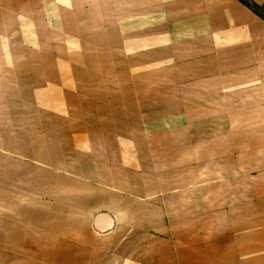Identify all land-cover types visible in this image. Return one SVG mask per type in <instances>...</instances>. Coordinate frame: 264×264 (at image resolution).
Masks as SVG:
<instances>
[{
    "label": "crops",
    "instance_id": "obj_1",
    "mask_svg": "<svg viewBox=\"0 0 264 264\" xmlns=\"http://www.w3.org/2000/svg\"><path fill=\"white\" fill-rule=\"evenodd\" d=\"M252 1L264 5V0ZM25 12L38 27L40 14H47L49 28L54 23V30L59 25L76 29L65 35L63 44L77 45L80 52H32L25 58L18 52V46L23 48L18 32ZM109 44L113 62H131L129 77H159L161 90L175 94V100H145L149 86L121 84L120 64L105 71L102 53ZM89 45L96 46L95 53L87 51ZM9 46L15 51L9 52ZM61 55L71 57L72 68L64 67L61 60L71 62ZM88 60L95 61V68ZM88 75L94 83L81 79ZM23 92L31 94L30 99H10V93ZM12 102L22 113L9 132L12 125L1 116ZM173 119L209 126L204 143L209 166L215 167L217 157L223 158L221 163L231 154L236 135L244 142L261 140L264 21L238 0H0V142L8 134L49 141L46 153L38 146L28 154L18 150L15 155L21 160L16 165L0 164V173L12 177L0 179V253L34 257L45 245L47 252L87 253L80 258L87 264H102L101 259L95 261L98 253L113 247L116 264H212L203 260L206 251L253 252L261 257L262 223L250 233L224 229L222 239L233 238L239 244L219 251L211 244L202 249L199 232L193 229L188 246L181 240L156 251L136 248L139 238H150L152 220L169 221L167 204L174 201L176 221L184 219V204L193 206L191 213L187 211L191 220L200 214L194 185L188 188L190 201L181 183L172 185L170 196L175 198L161 197L160 206L146 200L151 195H143L147 172L168 170L169 156L175 157L171 163L177 171L185 157L200 156L194 139L192 144L182 143L192 138L189 132H153L149 127ZM236 126L239 134L233 130ZM76 134L87 141L77 151L79 159L65 143ZM195 163L191 161V169ZM228 200L219 213L230 225ZM240 202L239 219H244L242 207L248 198ZM167 225L158 227L160 234L168 231ZM41 235L47 238L44 244Z\"/></svg>",
    "mask_w": 264,
    "mask_h": 264
},
{
    "label": "rangeland",
    "instance_id": "obj_2",
    "mask_svg": "<svg viewBox=\"0 0 264 264\" xmlns=\"http://www.w3.org/2000/svg\"><path fill=\"white\" fill-rule=\"evenodd\" d=\"M245 4L250 6L261 19L264 21V5L259 6L256 5L252 0H242ZM251 10V9H250ZM252 11V10H251ZM22 28L21 33L20 30L18 32V40L23 42V48L18 46V52H23L25 58L30 55L32 52L40 53L42 55L48 53H79V46L70 45L69 43L63 44L65 35H72L77 30L71 27L64 28L63 26H58L55 30L53 27L49 28L48 23L44 20V16L47 17V14H40V22L39 27L36 26L35 23L31 21V14H27L26 12L22 15ZM65 31V32H64ZM8 33V30L6 31ZM10 36H14L15 32L9 31ZM70 40V37H68ZM62 41V42H60ZM95 45L88 46L89 53H95ZM105 50H103V65L105 71H111V64L116 65L120 64L121 72L119 82L121 84H132L137 85L143 88L145 85L149 86V91H147L144 95L145 100H157V101H168L175 100V94L167 93L166 91H162L160 87L161 78L159 77H143V76H135L129 77L127 73L129 72V68L131 66V62L127 60L114 61L112 58L111 45L104 46ZM110 49V50H109ZM15 48L12 50L9 46V52H14ZM101 54V55H102ZM41 55V56H42ZM65 56V55H61ZM68 58L66 63H70L71 65L65 64L64 60H61L64 64L65 68H72L73 61H71V57L65 56ZM70 60V61H69ZM61 62V63H62ZM43 63V61H41ZM84 64L85 62H81ZM88 66H94L95 61L88 60ZM26 71V70H25ZM72 79V78H70ZM81 79L87 80V84L94 83V78L91 76L82 77ZM10 99L17 100L16 95L23 96V100H28L31 97V94L23 92L19 93H10ZM9 107L3 110L2 120L7 123V125L12 122H16L18 120V116L22 113L21 109L16 107V104L13 102L10 103ZM174 110V109H173ZM168 110V111H173ZM176 113V110H174ZM31 119H29L30 121ZM175 120V121H174ZM179 120L173 119L170 124L160 125V126H149L151 131L153 132H179L180 134L186 132L191 134V139L182 142L185 145H189L194 143L195 146H200V156L191 158L185 157L182 170H176L177 166L172 164L171 162L175 160V157H168V170L166 171H150L149 174L147 172L146 175V183L147 187L143 193V195H151L146 200L152 201L153 204L160 206L159 201L163 196H169L168 199L174 196H170L176 183H181L184 185L183 195L186 199L192 200L187 192L191 191L188 189L191 186H195V192L199 194V200L196 205L198 209L199 217L197 216L196 220H191L190 215H187V211L191 213L193 206L184 204V219L176 221V210L174 205V201L167 204L166 214L169 218L168 222H164L161 219L159 221L152 220V230L150 238L146 235L145 238H139L140 242L136 243L137 249H150L153 251L159 250L161 247L168 245H173L174 242L179 245L181 240H184V246H188L191 238L188 237V232L193 230H198L200 235L199 244L203 246L202 249L207 248L208 244H211V249L214 246L217 248V251L223 250V248L228 245H232L234 248L235 245H238L239 242L235 241V239H231V241L223 240L220 235H223L221 232L225 229L226 233H229L231 230L233 232H254L258 231L259 225L261 223L264 226V124L258 127L259 138L261 140L258 141H249L244 142L240 141L239 135L232 140L231 142V154L225 158L224 161L220 163L223 158H216V165L209 166L207 156L205 155V149L207 146L204 144L207 142L206 136L209 133V126L204 123L200 124H181L176 122ZM12 125V124H11ZM29 128H31V124L29 123ZM4 126L2 125L0 129ZM214 126H210L213 128ZM216 128L218 126H215ZM234 127V126H233ZM238 131H237V130ZM9 132H13L12 128L9 126ZM239 134L240 128L236 126L233 128ZM84 136V135H83ZM83 136L80 134H76L72 137L71 140H67L66 147L69 151L72 152L74 158L79 159L77 155L78 150L84 149V145L87 143L86 139H83ZM194 139V141H193ZM2 149L0 151V164L2 165H16V161L21 160V157L15 155L16 151H22L25 153H31L33 149H37L35 147L48 149V140H42L41 142L32 141V140H20L14 138L12 135L8 134L7 140H2ZM167 143V142H163ZM41 145V146H39ZM241 145L243 149H241ZM43 152L40 150L41 155ZM2 154L5 156L3 157ZM196 161L195 168L191 169V161ZM179 167V166H178ZM146 168H150L147 166ZM181 168V167H180ZM133 174V173H132ZM127 175V173H126ZM10 179L11 175L1 174L0 179L3 178ZM212 182V186H211ZM213 182H215L213 184ZM222 182H228V185L223 186ZM211 187V188H210ZM211 189V195H208V189ZM165 192H167L165 194ZM226 192V195L224 194ZM207 196H209L207 198ZM224 196H226V201L224 200ZM206 197V199H205ZM248 198V204L243 206L244 210V219H239L241 217L240 208L241 202L240 198ZM175 198V197H174ZM172 198V199H174ZM231 198L230 207L232 209L231 217L232 221H230V225L228 221L223 220V215H221L220 210L223 208L225 202L229 204V200ZM195 200V199H194ZM229 206V205H228ZM188 207V208H187ZM220 212V213H219ZM247 213V215L245 214ZM152 216H155V212L152 213ZM247 216L249 220L246 219ZM156 217V216H155ZM154 217V218H155ZM211 217V221H208V218ZM252 217L253 221L250 220ZM237 218V219H236ZM228 222V223H227ZM168 223V231L166 230L165 234L162 235V232L158 227L165 226ZM227 223V225H226ZM179 228V230L177 229ZM183 228V231L181 229ZM138 231V230H137ZM261 231L264 233V227L261 228ZM220 233V234H219ZM168 234V235H167ZM235 234V235H239ZM219 238V239H218ZM47 238L41 235V244L46 242ZM181 244V243H180ZM207 244V245H206ZM118 247V243L115 245V248ZM40 251L37 254H34V257L31 253H0V264H87L85 260L80 259L83 256H88L85 254H71L65 252H47L45 245H40ZM114 249V247H113ZM110 252H102L98 253L97 259L95 261L102 260V264H116L117 258L114 250ZM45 250V251H44ZM202 254L203 260H208L212 262V264H239L242 262L243 264H264V253L259 254V258L256 256L258 254L253 252H243V253H219V252H211V254L207 253ZM100 254V255H99ZM216 262V263H213ZM89 264L91 262L88 261Z\"/></svg>",
    "mask_w": 264,
    "mask_h": 264
},
{
    "label": "trees",
    "instance_id": "obj_3",
    "mask_svg": "<svg viewBox=\"0 0 264 264\" xmlns=\"http://www.w3.org/2000/svg\"><path fill=\"white\" fill-rule=\"evenodd\" d=\"M240 3H242L243 5H245L246 7H248L249 9H251L256 15H258L250 6H248L247 4H245L242 0H238ZM260 17V16H259ZM261 18V17H260ZM264 19V18H263Z\"/></svg>",
    "mask_w": 264,
    "mask_h": 264
}]
</instances>
